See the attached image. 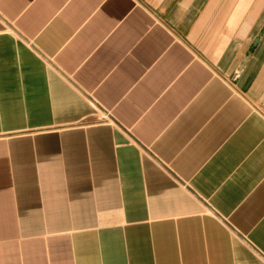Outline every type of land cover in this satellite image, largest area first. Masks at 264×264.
I'll use <instances>...</instances> for the list:
<instances>
[{"label": "crops", "instance_id": "crops-1", "mask_svg": "<svg viewBox=\"0 0 264 264\" xmlns=\"http://www.w3.org/2000/svg\"><path fill=\"white\" fill-rule=\"evenodd\" d=\"M264 0H0V264H264Z\"/></svg>", "mask_w": 264, "mask_h": 264}, {"label": "water", "instance_id": "water-1", "mask_svg": "<svg viewBox=\"0 0 264 264\" xmlns=\"http://www.w3.org/2000/svg\"><path fill=\"white\" fill-rule=\"evenodd\" d=\"M264 33V24L261 28V30L259 31V33L257 34V36L253 39L250 47L248 48L244 58L242 59V61L240 62V64L238 65L237 67V70L234 74L235 77H237V75L240 73L241 69L243 68V66L245 65V63L247 62V60L249 59V57L251 56L253 50L255 49V47L257 46L261 36L263 35Z\"/></svg>", "mask_w": 264, "mask_h": 264}, {"label": "rangeland", "instance_id": "rangeland-1", "mask_svg": "<svg viewBox=\"0 0 264 264\" xmlns=\"http://www.w3.org/2000/svg\"><path fill=\"white\" fill-rule=\"evenodd\" d=\"M237 70V69H236ZM236 70H235V72H236ZM235 72H234V74H235ZM235 77V76H234ZM236 78V77H235ZM255 105L259 108V109H261V110H263L264 111V98H262V99H258L257 101H255Z\"/></svg>", "mask_w": 264, "mask_h": 264}]
</instances>
